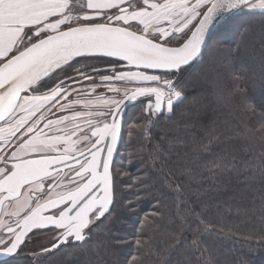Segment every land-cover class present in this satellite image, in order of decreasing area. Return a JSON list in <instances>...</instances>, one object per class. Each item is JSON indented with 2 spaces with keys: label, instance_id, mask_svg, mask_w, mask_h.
Returning <instances> with one entry per match:
<instances>
[{
  "label": "snow or ice",
  "instance_id": "obj_1",
  "mask_svg": "<svg viewBox=\"0 0 264 264\" xmlns=\"http://www.w3.org/2000/svg\"><path fill=\"white\" fill-rule=\"evenodd\" d=\"M256 11L264 15V0H0V256L18 255L45 231L48 245L30 249L34 264L87 244L117 202L113 164L125 107L142 105L144 123L133 126L145 134L162 117L171 119L189 99L182 78L225 43L218 25ZM242 50L243 35L229 58L240 63ZM233 71L237 93L246 96L239 87L246 67ZM211 91L222 99L218 88ZM245 108L254 112L256 105L245 101ZM207 117L193 96L185 128L211 136ZM163 151L162 144L153 149L154 166ZM168 188L177 215L194 203L180 182ZM139 202L127 208L135 211ZM187 211L205 225L195 208ZM162 217L154 211L141 225ZM148 243L136 240L138 248ZM126 264L143 262L132 255Z\"/></svg>",
  "mask_w": 264,
  "mask_h": 264
},
{
  "label": "trees",
  "instance_id": "obj_2",
  "mask_svg": "<svg viewBox=\"0 0 264 264\" xmlns=\"http://www.w3.org/2000/svg\"><path fill=\"white\" fill-rule=\"evenodd\" d=\"M241 35L247 51H241L237 63L228 49ZM216 36L225 43L212 53L211 62L206 58L182 78L189 99L176 107L171 119L162 117L145 134L133 126L144 123L139 119L142 105L134 102L128 107L114 157L117 202L110 220L87 244L72 249L71 256L57 253L45 264H126L132 255L143 264H264V15L233 14L217 28ZM241 63L246 80L239 87L246 89V96L237 93L232 80L233 66L239 69ZM214 88L222 92V99L213 94ZM193 96L208 113L211 136L199 126L195 132L184 126ZM245 101L256 105L254 112L246 110ZM160 144L164 151L154 166L153 149ZM201 144L210 151L198 150ZM176 182L183 185L185 200L194 202L186 204L181 215L168 188ZM138 198L135 211H130L128 203ZM189 208H195L205 225L198 227ZM157 210L162 218L141 225ZM208 224L215 227L211 233L202 231ZM137 239L149 243L138 248ZM194 240H201L198 248ZM0 264H34V259L18 254Z\"/></svg>",
  "mask_w": 264,
  "mask_h": 264
},
{
  "label": "rangeland",
  "instance_id": "obj_3",
  "mask_svg": "<svg viewBox=\"0 0 264 264\" xmlns=\"http://www.w3.org/2000/svg\"><path fill=\"white\" fill-rule=\"evenodd\" d=\"M100 91H103V90L101 89ZM50 236H51V233L46 232V231L36 235L29 242L28 246L26 248H24L19 254L20 255L25 254V255H28L34 259L30 249H35L38 252L41 245H48Z\"/></svg>",
  "mask_w": 264,
  "mask_h": 264
},
{
  "label": "water",
  "instance_id": "obj_4",
  "mask_svg": "<svg viewBox=\"0 0 264 264\" xmlns=\"http://www.w3.org/2000/svg\"><path fill=\"white\" fill-rule=\"evenodd\" d=\"M234 14H236V13H234ZM233 15V14H232ZM230 17V16H229ZM229 17H226L222 22H221V24L224 22V21H226V19L227 18H229ZM220 24V25H221ZM220 25H218V27L220 26ZM217 27V28H218ZM134 102H131V103H129L126 107H125V110H124V113H123V115L125 114V112H126V110L128 109V107L130 106V105H132ZM168 115H171V114H168ZM116 155V154H115ZM115 155H114V157H115ZM11 257V256H10ZM6 258H9L8 256H0V261L1 260H4V259H6Z\"/></svg>",
  "mask_w": 264,
  "mask_h": 264
}]
</instances>
